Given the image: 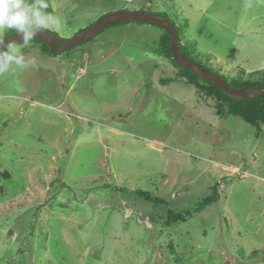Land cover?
Listing matches in <instances>:
<instances>
[{
    "label": "rangeland",
    "instance_id": "obj_1",
    "mask_svg": "<svg viewBox=\"0 0 264 264\" xmlns=\"http://www.w3.org/2000/svg\"><path fill=\"white\" fill-rule=\"evenodd\" d=\"M47 3L60 39L145 9L206 69L263 76L264 0ZM163 35L129 22L64 53L30 41L36 66L0 74V264H264V123L190 84Z\"/></svg>",
    "mask_w": 264,
    "mask_h": 264
},
{
    "label": "water",
    "instance_id": "obj_2",
    "mask_svg": "<svg viewBox=\"0 0 264 264\" xmlns=\"http://www.w3.org/2000/svg\"><path fill=\"white\" fill-rule=\"evenodd\" d=\"M122 22L151 24L163 29L170 38L172 57L176 64L180 67L188 68L202 81L214 84L215 86L220 88L227 96L236 100H249L264 96V86L253 87L250 89L236 88L235 86L230 85L220 75L204 68L194 59L188 57L186 53L181 50V46L179 43V34L175 25L167 17L161 16L156 13L145 12L143 10L116 11L102 16L91 26L81 31L69 40L60 39L49 30L45 29L39 31L35 39L31 41L41 42L56 53H64L74 47L81 46L92 40L107 27ZM4 38L5 45H7V43L9 42H15L16 44L22 42L21 37L15 32L10 33L5 37L0 36V39Z\"/></svg>",
    "mask_w": 264,
    "mask_h": 264
},
{
    "label": "clouds",
    "instance_id": "obj_3",
    "mask_svg": "<svg viewBox=\"0 0 264 264\" xmlns=\"http://www.w3.org/2000/svg\"><path fill=\"white\" fill-rule=\"evenodd\" d=\"M47 0H0V34L14 30L21 37V45L0 39V74L13 71L14 68L35 67V59H26L23 51L41 30L61 28V20L47 12ZM6 49V50H5Z\"/></svg>",
    "mask_w": 264,
    "mask_h": 264
},
{
    "label": "trees",
    "instance_id": "obj_4",
    "mask_svg": "<svg viewBox=\"0 0 264 264\" xmlns=\"http://www.w3.org/2000/svg\"><path fill=\"white\" fill-rule=\"evenodd\" d=\"M143 11H146L143 9ZM149 12V11H147ZM129 22H122L117 23L114 25H111L109 27L118 26V25H124L128 24ZM176 27V26H175ZM177 29V28H176ZM178 34L180 36L181 30L177 29ZM14 30H10V33H14ZM37 44L42 45L44 51L52 53V54H58L51 50L48 46L45 44L38 42V41H31ZM21 44V43H19ZM181 50L186 53V55L190 58L189 49L186 46H183L180 44ZM192 48V47H191ZM158 52L170 59L172 63L181 71V74L187 78V81L190 84L196 85L202 92L206 93L208 96L216 97L219 100H222L225 102L227 110L226 113L230 116H235L243 120L245 123L257 127L260 123H264V96L256 99H234L229 96H227L220 88L215 86L212 83L202 81L199 77H197L194 73H192L188 68L186 67H180L176 64L172 57L171 47H170V38L168 34L164 31V35L159 41L158 44ZM193 59V58H192ZM200 64V63H199ZM202 66V65H201ZM204 67V66H203ZM205 68V67H204ZM259 74H263L262 77H260L257 81H250L245 79H233L228 81L225 77L224 78L230 85L235 86L236 88H253L258 86H264V70L261 72H257ZM217 74V73H216ZM219 75V74H218ZM146 201L153 202L155 204L164 203L163 200L159 198L152 197L149 193H143L142 194Z\"/></svg>",
    "mask_w": 264,
    "mask_h": 264
}]
</instances>
